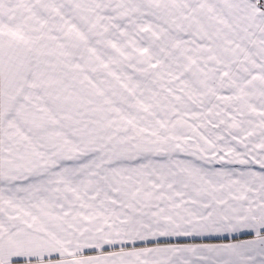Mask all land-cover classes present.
<instances>
[{
  "label": "snow or ice",
  "instance_id": "6c2138e0",
  "mask_svg": "<svg viewBox=\"0 0 264 264\" xmlns=\"http://www.w3.org/2000/svg\"><path fill=\"white\" fill-rule=\"evenodd\" d=\"M0 264H264V0H0Z\"/></svg>",
  "mask_w": 264,
  "mask_h": 264
}]
</instances>
